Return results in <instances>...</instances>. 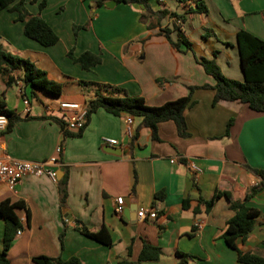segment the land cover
Masks as SVG:
<instances>
[{
	"label": "crops",
	"instance_id": "0c3cea01",
	"mask_svg": "<svg viewBox=\"0 0 264 264\" xmlns=\"http://www.w3.org/2000/svg\"><path fill=\"white\" fill-rule=\"evenodd\" d=\"M24 1L29 13L40 16L58 40L42 46L26 37L17 14L4 8L0 10V50L32 62L61 86V92L55 95L17 79L22 69L13 71L17 80L9 86L0 76V93L7 107L20 117H33L0 134V156L58 159L55 148L63 140V165H52L55 181L45 175L26 176L13 191L0 183V202L22 203L16 209L20 232L7 251L9 263L35 264L33 257L42 255L63 260L74 256L82 264H245L222 237L233 216L228 199L219 197L208 212L199 200L220 191L241 201L261 182L250 168H264V113L237 101L213 105V91L199 88L192 94L194 104L183 112L187 137L178 136L173 121L167 120L157 125L158 140H154L148 128L139 127L141 118L131 116L127 125L129 115L97 109L79 137L63 139L49 118L64 121L71 112L60 109L61 102L85 105L94 96L93 89L83 88L80 82L121 87L149 106L185 96L189 86L213 85L214 79L191 52L170 46L160 33L164 27L172 30L170 36L176 40L174 29L179 26L196 56L212 58V52L218 51L216 61L223 74L242 80L236 32L243 29L264 41V0H203L206 14L187 13L182 23L166 16L159 26L150 28V20H139V4L96 7L94 0H45L40 8L42 0ZM150 6L178 14L188 7L176 0H152ZM84 24L86 29L74 33V25ZM69 51L74 57L91 52L101 61L84 70L67 56ZM230 118L233 122L226 134ZM105 139H115L116 144ZM190 163L199 171H193ZM63 166L67 197L61 207L56 182L64 175ZM118 196L124 203L120 215L114 211ZM247 206L258 215L253 229L244 239L237 238L235 247L264 258V184ZM152 207L158 213L155 219L137 216L140 208ZM80 223L91 232L104 231L110 243L83 235L76 229ZM3 232L0 216V251ZM144 244L160 250L157 260L138 261Z\"/></svg>",
	"mask_w": 264,
	"mask_h": 264
},
{
	"label": "trees",
	"instance_id": "16d2710c",
	"mask_svg": "<svg viewBox=\"0 0 264 264\" xmlns=\"http://www.w3.org/2000/svg\"><path fill=\"white\" fill-rule=\"evenodd\" d=\"M109 0H94L96 7L102 6ZM116 3H125L128 5L139 4L142 6V12L139 20L145 22L150 20L147 27L159 26L160 20L164 17H172L177 19L180 23L185 21V14L201 13L206 14L207 8L203 0H176L178 4L188 6L184 13L178 14L160 8L153 10L150 6L152 0H114ZM45 5V0L39 3L42 8ZM8 8L11 12L17 14L16 20L23 22V34L42 46H51L58 40L57 35L49 27V25L38 15H32L26 9L24 0H0V10ZM92 17V15H91ZM88 24L74 25L73 31L76 33L79 29H86ZM177 34V39L173 40L170 36L171 29L164 27L160 29L170 46L179 52H191L195 61L203 68L204 72L214 79L213 85L204 84L201 86H189L188 94L177 98L172 101H167L160 106H149L145 103L144 99L139 96H131L127 91L121 87L100 84L94 82H80L83 88L93 89L94 96L87 100L85 104V122L84 126L77 130L71 131L66 128L65 121L56 117L49 119L57 124L63 139L66 137H79L88 124L90 116L97 109H103L109 114L119 116L126 114L132 117L141 118L139 127H146L151 132V137L158 140L157 125L160 122L171 120L175 124L178 136L187 137V125L183 115L184 110L194 104L192 98L195 89H211L213 91L212 104L219 101H237L246 105L249 109L257 113H264V41L246 30L239 29L236 32L235 44L238 49L240 68L243 74L242 80H236L226 77L221 71L220 66L216 61L218 51L212 52V58L203 56H196L192 43L184 35L179 26L174 29ZM228 44V43H227ZM67 56L75 63L79 64L82 69L88 70L91 66L100 63L101 59L98 55L91 52H83L78 57H74L69 51ZM22 69L21 76L14 77L13 71ZM0 76L7 86L17 79L22 80L26 84H30L33 88L47 91L49 93L58 95L61 92V86L54 81L47 79L45 71L38 69L32 62L23 60L10 55L0 50ZM17 78V79H16ZM0 115L7 118V124L0 134L8 133L14 124L21 120H29L33 117L25 116L20 117L14 111L10 110L5 102L4 95L0 93ZM233 122L230 118L225 133H228V128ZM138 129L132 134L131 139H136ZM61 149L63 140L59 144ZM61 152L57 162L63 165ZM252 172L261 178V182L252 187L249 193L241 201H235L226 192L216 191L208 200L200 199L199 202L204 205L205 212H208L214 202L221 196H225L229 201V208L233 211V216L227 221L226 227L222 233L225 242L237 252L238 261L245 264H264V258L255 253H243L236 249L235 240L237 238L244 239L249 232L253 229L254 219L258 215L257 211L247 206V201L252 197L255 192L264 184V168L256 169L250 168ZM64 175L57 180V188L59 195V202L61 207L65 206L67 197V169L63 166ZM22 207V203H11L9 200L0 202V216L4 220L3 244L0 251V264H10L7 258V251L11 242L15 238L17 230H19L20 222L16 215V209ZM195 208V212H196ZM76 229L83 235L109 244V238L106 237L104 231L91 232L81 223L76 226ZM62 240V233L60 234ZM161 252L157 247L149 244H144L139 256L138 261H154L157 260ZM35 264H82L77 257H70L63 260L59 257L50 258L46 256L33 257ZM123 262L119 264H127Z\"/></svg>",
	"mask_w": 264,
	"mask_h": 264
},
{
	"label": "built area",
	"instance_id": "2783aa9c",
	"mask_svg": "<svg viewBox=\"0 0 264 264\" xmlns=\"http://www.w3.org/2000/svg\"><path fill=\"white\" fill-rule=\"evenodd\" d=\"M23 104L27 106V100H23ZM60 109L70 111L69 116H64L66 128L71 131H77L84 126L85 122V105L76 102H61ZM127 125L132 122V117L127 116L125 118ZM7 124V118L4 115H0V130H3ZM109 144H116L115 139H105ZM61 152V147L55 148V153L58 155ZM57 158L51 157L47 161H30L21 159H9L6 160L0 156V183L4 184L7 189L13 191L19 181L26 176H48L51 180L55 181L57 178L56 171L52 168V165L56 164ZM190 168L197 172L199 169L195 164L190 163ZM115 213L120 215L124 209L123 197L118 196L115 199ZM157 210L150 208L145 210L140 208L137 211V216L141 219L149 218L155 219L157 216ZM20 232V231H19ZM17 232V233H19Z\"/></svg>",
	"mask_w": 264,
	"mask_h": 264
},
{
	"label": "water",
	"instance_id": "95a60500",
	"mask_svg": "<svg viewBox=\"0 0 264 264\" xmlns=\"http://www.w3.org/2000/svg\"><path fill=\"white\" fill-rule=\"evenodd\" d=\"M115 4H116V2L114 0H110V1L105 2V6H108V7H111Z\"/></svg>",
	"mask_w": 264,
	"mask_h": 264
}]
</instances>
